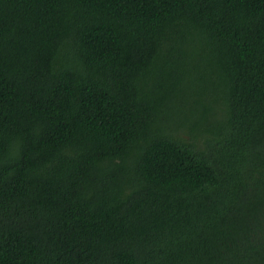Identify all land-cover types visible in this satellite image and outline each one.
Wrapping results in <instances>:
<instances>
[{
  "label": "trees",
  "instance_id": "trees-1",
  "mask_svg": "<svg viewBox=\"0 0 264 264\" xmlns=\"http://www.w3.org/2000/svg\"><path fill=\"white\" fill-rule=\"evenodd\" d=\"M0 264H264V0H0Z\"/></svg>",
  "mask_w": 264,
  "mask_h": 264
},
{
  "label": "rangeland",
  "instance_id": "rangeland-1",
  "mask_svg": "<svg viewBox=\"0 0 264 264\" xmlns=\"http://www.w3.org/2000/svg\"><path fill=\"white\" fill-rule=\"evenodd\" d=\"M164 62L163 61H159L158 65H157V70H158V67L160 66V64H163Z\"/></svg>",
  "mask_w": 264,
  "mask_h": 264
}]
</instances>
